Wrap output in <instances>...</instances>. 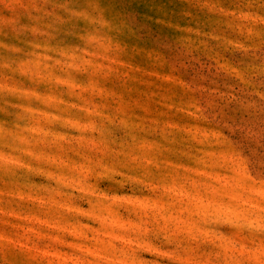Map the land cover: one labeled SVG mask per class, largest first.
Instances as JSON below:
<instances>
[{
  "label": "rangeland",
  "instance_id": "rangeland-1",
  "mask_svg": "<svg viewBox=\"0 0 264 264\" xmlns=\"http://www.w3.org/2000/svg\"><path fill=\"white\" fill-rule=\"evenodd\" d=\"M0 264H264V0H0Z\"/></svg>",
  "mask_w": 264,
  "mask_h": 264
}]
</instances>
